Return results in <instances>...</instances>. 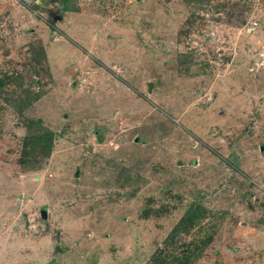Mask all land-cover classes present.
<instances>
[{
  "label": "rangeland",
  "instance_id": "1",
  "mask_svg": "<svg viewBox=\"0 0 264 264\" xmlns=\"http://www.w3.org/2000/svg\"><path fill=\"white\" fill-rule=\"evenodd\" d=\"M0 264H264V0H0Z\"/></svg>",
  "mask_w": 264,
  "mask_h": 264
},
{
  "label": "trees",
  "instance_id": "2",
  "mask_svg": "<svg viewBox=\"0 0 264 264\" xmlns=\"http://www.w3.org/2000/svg\"><path fill=\"white\" fill-rule=\"evenodd\" d=\"M188 217L192 218V215H191V213H190V214H188Z\"/></svg>",
  "mask_w": 264,
  "mask_h": 264
}]
</instances>
